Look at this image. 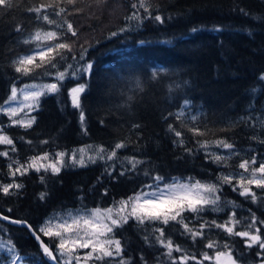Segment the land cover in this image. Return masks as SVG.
I'll use <instances>...</instances> for the list:
<instances>
[{
	"label": "trees",
	"instance_id": "obj_1",
	"mask_svg": "<svg viewBox=\"0 0 264 264\" xmlns=\"http://www.w3.org/2000/svg\"><path fill=\"white\" fill-rule=\"evenodd\" d=\"M133 3L138 0H76L75 4L66 0H14L11 9L0 10V105L13 86L57 83L56 73L68 70L66 79L59 82L60 91L42 96L38 108L31 112L36 118L31 128L10 124L9 117L0 112V128L17 149L11 152L12 146L0 145V151L9 152L8 157L0 156V184L15 180L23 185L10 190L13 195L0 192V214L26 221L61 260L64 257L56 251L57 238L38 231L42 219L50 214L65 209L117 208L119 201L145 187L176 177L221 184L220 177L239 171L243 159H264V80L260 79L264 75V0H150L151 17L143 9L132 8ZM41 4L57 6L42 9L39 18L28 11ZM60 7L65 11L57 16ZM135 12L146 18L140 22L126 19ZM44 14L56 23L47 24ZM155 15L163 22L155 21ZM65 21L73 25L76 36L67 32ZM38 30L57 32L59 39L48 43H67L71 50L62 51L55 68H37L24 76L15 71L13 61L30 55L38 44L44 46L43 41L31 40ZM113 32L118 34L112 36ZM88 63L93 65L90 74L71 76ZM77 83L87 85L81 96L87 134L81 130L80 112L71 106L68 95ZM186 100L189 104L178 120L176 114ZM169 124L182 133L180 138L169 130ZM193 128L202 135L189 130ZM216 140L227 141L234 148L230 151L212 144L205 150L198 143ZM119 142L125 147L117 150L112 161L97 159L81 167L69 159L79 147L102 145L110 152ZM58 151L67 154L58 174L30 170L23 176L9 175L12 160L26 163L31 156ZM213 152L230 158L214 163L209 158ZM126 157L142 163L132 169ZM157 176L163 179L157 181ZM251 187L259 198L257 203L223 183L218 192L222 211L210 207L199 213L186 211L182 214L185 222L199 230L200 223H223L232 212L243 222L237 230L244 229L252 213L264 221V190ZM41 193L46 194L43 200ZM257 226L264 237V225ZM155 228L164 229L165 238L184 250L173 251L177 264L185 254L197 259L204 252L212 255L214 250L205 247L209 240L217 242V250H224L223 245L228 244L242 264L264 259V255L257 256L261 251L258 246L247 248L244 239L215 227L205 228L204 236L194 241L174 221L167 225L145 221L141 225L129 219L111 234L121 241L122 257L128 264H172L164 254L166 249L156 243ZM0 237L11 239L27 264H51L28 227L0 220ZM119 259L115 257L109 264ZM186 264L196 262L190 259Z\"/></svg>",
	"mask_w": 264,
	"mask_h": 264
},
{
	"label": "snow or ice",
	"instance_id": "obj_2",
	"mask_svg": "<svg viewBox=\"0 0 264 264\" xmlns=\"http://www.w3.org/2000/svg\"><path fill=\"white\" fill-rule=\"evenodd\" d=\"M60 2V0H58ZM68 4H75L76 0H66ZM14 6V0H0V10L11 9ZM57 5L54 4H41L39 7L29 8V12L36 13L38 18L40 17L42 9L53 8ZM132 8L143 9L148 17H151L149 12L150 0H138V3H133ZM65 9L60 7L55 15L59 16L63 13ZM76 11H80L77 9ZM240 11L245 15L249 13L245 12L244 9ZM43 20L47 24H55L56 21L51 19L49 15L44 14L42 16ZM142 17L139 12L133 13L131 16L126 17L128 20H134L140 22ZM259 18V17H257ZM154 20L157 22H163L160 15H155ZM67 23V32L71 33L72 36H76L77 32L71 23ZM19 27L17 31H19ZM120 31H126V29H121ZM196 31V29H193ZM118 33L113 32L111 35L116 36ZM59 36L55 31L41 32L37 31L32 37V41L45 42L44 47H40L38 44L37 50L34 51L32 55L21 56L17 60L13 61L15 71L24 76L31 75L37 68H45L46 66L55 68V60L58 56H61L63 50H71V45L67 43H48L50 41L58 40ZM26 40L25 43H29ZM84 51H87L86 49ZM39 57V63L36 62V57ZM81 59H83V52L81 53ZM71 67V66H69ZM93 65L88 63L80 68L76 69L71 73L72 77H77L79 73L90 74ZM68 70L65 69L64 72H57L56 79L57 83L45 84L39 88V90L27 91L29 86L25 85L24 89H17L13 86L11 88V94L4 101V104H9L10 102H16L18 97V92L23 94V102H20L18 107H3L0 105V112L7 115L11 121L12 125H18L22 128H31L35 123V116H29V113L35 111L39 106L40 98L44 95L58 93L60 91L61 85L59 82L66 79ZM156 73L153 72V78H155ZM261 80H264V75H261ZM87 85L83 83H77L74 87H71L68 91V95L71 99V106L80 112V124L81 130L87 134V129L85 127V112L82 108L81 96L86 92ZM255 91V90H254ZM131 99V97L129 98ZM189 102L186 100L184 102L181 110L176 114V118L179 120L184 116V108L187 107ZM27 109V111H25ZM23 113V117L20 118V114ZM15 118V119H14ZM197 118L192 117L195 121ZM170 131H174L175 136L180 138L182 133L173 128L171 124L168 126ZM193 131L194 134L202 135L197 129H189ZM23 139V137H21ZM179 142L183 144V140L180 139ZM28 143H31L28 141ZM41 143H48V141H42ZM200 148L207 150L212 144L217 148H223L227 150H232L234 145L224 141L216 140L212 142L200 141L198 142ZM0 145H10L12 146L10 151L16 152L17 149L14 145L13 139L7 134H3V130L0 129ZM125 144L119 142L115 144V147L109 152L102 145H85L78 149L73 150L70 159L73 164L84 167L87 163H95L97 159L112 161L117 158V150L124 148ZM187 151H190L186 149ZM92 152L89 155V152ZM66 153L63 151H58L55 153L54 157L48 152L31 156L28 158L26 163H20L18 160H12L8 165L9 175L16 177L17 175L23 176L27 174L30 170L40 172H48L49 170L52 174L60 173L61 169L66 164ZM235 155V153H233ZM0 156L8 157V151H0ZM210 159L214 163L226 162L230 157L218 155L216 153L210 154ZM127 163L131 165L132 169H135L138 164L142 161L136 159L135 157H126ZM258 163V158L256 156L251 157V159H243L238 167L243 170V172L238 174H228L222 175L220 177L221 184L213 183H202L196 180L193 183H180L176 182L173 184H165L164 188L167 191L166 195H157L156 192L142 193L137 192L133 196H129L127 199L118 202L119 207H108V208H94L90 210V215H78L72 217L70 220L65 219L63 222L54 223L53 220H46L39 227V232L43 233L44 236L55 237L59 240L56 245V251L59 253V257H64V259H58L57 255L40 240V236L37 234V230L33 229L31 225H27L26 221L20 220H10L8 216H0V220H10L12 224L27 225L31 234L40 241V247L43 253L51 260L56 261V264H89L92 261L95 264L96 261L103 262V264H109V261L115 257H120L116 264H128V262L122 257L123 246L120 240L114 239L112 233L114 228L120 227L122 224L127 223L129 219H135L139 224H144L145 221H159L160 223L167 225L170 221H174L180 224L184 233L191 236L195 241L197 237L204 236V229L215 227L227 233L229 236L240 237L244 239L245 247L252 248L258 246L261 250L257 252V256L264 255V237L261 235V228L257 225H264V221H259L255 213L251 214L250 222H248L243 230H237L238 226L242 225V221L237 219L236 213L232 212L228 220L223 223H218L216 220L205 221L200 223L199 230L189 227V224L185 222V217L182 215L184 212L199 213L204 211L206 208H211L213 211H222L219 207L221 197L217 193L220 191L223 183H227L232 186L234 192L239 193L241 197L245 199L251 198L253 203L258 202V196L251 186L255 188L264 190V162H259L258 167H253ZM245 173L247 175H245ZM124 173L122 172L121 175ZM43 180V177H41ZM157 181L162 180V177H155ZM235 181V183H233ZM23 187L22 184L15 182L0 184V192L4 195H13L14 192L10 190H19ZM45 193L40 194V199L45 198ZM229 204H234L233 201H229ZM130 206V211L128 208ZM11 211V210H9ZM115 211V215H114ZM154 231L158 233L155 236L156 243L166 249L164 253L169 259H171L172 264H177V258L172 256L173 251L183 252L178 245H175L171 238H165V232L162 228H155ZM145 242L148 243V237H145ZM208 249H213L214 254L210 255L207 252L201 254V259H197L195 256H188L187 254L179 257V264H186L188 260H195L196 264H202V261L213 262V264H237V260L233 255V249L228 245L224 244V250H217V242L214 240H209L205 245ZM6 248L8 253H11V259L6 262V264H19L23 258L16 254V246L11 239L0 242V249ZM78 249H90L86 252L83 257L77 255ZM146 264V262H145ZM260 264H264V259L260 261Z\"/></svg>",
	"mask_w": 264,
	"mask_h": 264
},
{
	"label": "rangeland",
	"instance_id": "obj_3",
	"mask_svg": "<svg viewBox=\"0 0 264 264\" xmlns=\"http://www.w3.org/2000/svg\"><path fill=\"white\" fill-rule=\"evenodd\" d=\"M40 47H44V46H40ZM37 50V48L35 49ZM34 50V51H35ZM34 51L32 53H30V55H32L34 53ZM50 83H53V82H50ZM50 83H39V82H34V83H25V84H22L21 86L17 87V89H24L25 88V85H29V86H34V87H29L27 88L26 90L27 91H34V90H39V88L45 84H50ZM11 94V92H10ZM9 94V95H10ZM20 102H23V94L21 92H18V97H17V101L16 102H10L9 104H3V107H18L19 103ZM25 111H27V109H25ZM3 113V112H1ZM31 112L29 113V116ZM23 117V113L20 114V118ZM15 119V118H14ZM10 124H11V121H10ZM1 129V128H0ZM83 147V146H82ZM80 148V147H79ZM92 152L90 151L89 152V155L91 154ZM72 154V153H71ZM71 154H69V159H70V156ZM55 155V154H54ZM54 155H52L54 157ZM71 161V159H70ZM260 162H264V159H262ZM72 163V161H71ZM259 164V162H258ZM258 164H256L255 166L253 167H258ZM76 165V164H75ZM243 172V170H239L235 173H233V175L235 174H238V173H241ZM245 175H247L245 173ZM196 180H189V179H182V178H179V177H176V178H173L171 179L170 181H167V182H163V183H153L147 187H145L143 190H141L140 192L142 193H151V192H156L157 195H166L167 194V191L165 188H164V185L165 184H173V183H176V182H180V183H193L195 182ZM202 183H210V182H206V181H201ZM214 184V183H213ZM254 186V185H253ZM218 194V193H217ZM220 206V204H219ZM119 207V205H118ZM117 207V208H118ZM211 209V208H210ZM91 210V209H90ZM90 210L89 209H65V210H62V211H59V212H56V213H53V214H50L46 217H44L42 219V221L40 222V224L38 225V230H39V227L40 225H42L46 220H53L54 223H59V222H63V220L65 219H68L70 220L72 217H75V216H78V215H90ZM212 210V209H211ZM128 211H130V206L128 208ZM114 215H115V211H114ZM43 234V233H42ZM3 241H6L4 239H2L0 237V242H3ZM59 243V240L57 239V244ZM245 244V243H244ZM90 251V249H78L77 250V255H80L81 257L84 256V254L86 252ZM2 254V255H1ZM17 254V253H16ZM213 254H214V251H213ZM212 254V255H213ZM11 253H8L7 252V249L6 248H2L0 249V264H6L7 261H9L11 259ZM18 255V254H17ZM20 256V255H19ZM22 257V256H21ZM262 260V259H261ZM259 260L257 263L255 264H260V261ZM213 263V262H212ZM19 264H27L26 262H24V260L22 259L21 261H19ZM90 264V263H89ZM237 264H242L240 262L237 261Z\"/></svg>",
	"mask_w": 264,
	"mask_h": 264
},
{
	"label": "water",
	"instance_id": "obj_4",
	"mask_svg": "<svg viewBox=\"0 0 264 264\" xmlns=\"http://www.w3.org/2000/svg\"><path fill=\"white\" fill-rule=\"evenodd\" d=\"M0 216H3V215H1L0 214ZM10 220H13V219H10ZM10 220H8V221H6V220H1V221H4V222H6V223H8V224H10V225H14V226H26L27 227V225H20V224H12V223H10ZM31 233V232H30ZM35 238V237H34ZM35 240H36V242L38 243V245L40 246V241H37V239L35 238ZM40 240H41V238H40ZM42 241V240H41ZM44 243V242H43ZM42 249V248H41ZM43 251V250H42ZM49 261H50V263L51 264H56V261H53V260H51V259H49Z\"/></svg>",
	"mask_w": 264,
	"mask_h": 264
}]
</instances>
